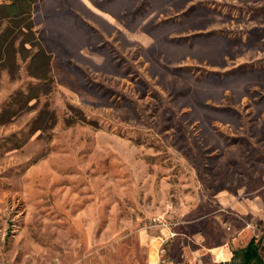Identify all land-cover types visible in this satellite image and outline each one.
I'll list each match as a JSON object with an SVG mask.
<instances>
[{
  "label": "rangeland",
  "instance_id": "1",
  "mask_svg": "<svg viewBox=\"0 0 264 264\" xmlns=\"http://www.w3.org/2000/svg\"><path fill=\"white\" fill-rule=\"evenodd\" d=\"M32 18L51 81L0 63V264H209L264 233V0H37Z\"/></svg>",
  "mask_w": 264,
  "mask_h": 264
},
{
  "label": "trees",
  "instance_id": "2",
  "mask_svg": "<svg viewBox=\"0 0 264 264\" xmlns=\"http://www.w3.org/2000/svg\"><path fill=\"white\" fill-rule=\"evenodd\" d=\"M35 5H37V0H4L0 2V63L6 58L13 68L17 55L25 57L28 59L26 66L28 75L39 83H48L51 81V56L34 31L32 8ZM112 5V8L116 9L119 7V2ZM46 7L48 8V3ZM45 12L48 15V25L52 29L61 27L70 20L67 18L68 20L63 22L65 16L69 15V10L58 14H52L47 10ZM46 42L55 49L64 47L68 50L70 47V44L66 42L65 34H61V32H53ZM12 68L10 73H13ZM35 97L33 90L26 94L17 93L8 104L16 105L20 109ZM11 114L12 112H9L8 108L2 110L0 117L3 120L0 121V124L6 123V118ZM45 115H49L50 120L53 119L52 113L42 109L33 123L32 132L45 128L42 126L46 121ZM260 223H264V220ZM209 264H264V233L261 236H251L243 246L233 249L229 259Z\"/></svg>",
  "mask_w": 264,
  "mask_h": 264
},
{
  "label": "crops",
  "instance_id": "3",
  "mask_svg": "<svg viewBox=\"0 0 264 264\" xmlns=\"http://www.w3.org/2000/svg\"><path fill=\"white\" fill-rule=\"evenodd\" d=\"M151 247H152V245H151ZM152 251H156V252H157L156 249H154V248L151 249V248H150V251H149V252H150V255H148V261H149V256H150V260H151V253H152ZM218 251H219V250H218ZM158 253H159V252H157V257H158V261H159V255H158ZM224 260H227V259H224ZM156 261H157V258H156ZM158 261H157V263H158ZM155 263H156V262H154L153 264H155ZM157 263H156V264H157Z\"/></svg>",
  "mask_w": 264,
  "mask_h": 264
},
{
  "label": "bare ground",
  "instance_id": "4",
  "mask_svg": "<svg viewBox=\"0 0 264 264\" xmlns=\"http://www.w3.org/2000/svg\"><path fill=\"white\" fill-rule=\"evenodd\" d=\"M156 258H157V256L153 253L151 255V261H152V263L156 262Z\"/></svg>",
  "mask_w": 264,
  "mask_h": 264
}]
</instances>
